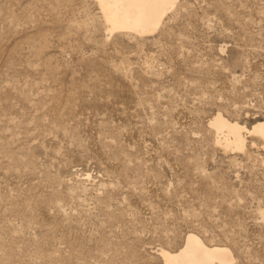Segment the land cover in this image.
I'll return each instance as SVG.
<instances>
[{"label": "rangeland", "instance_id": "1", "mask_svg": "<svg viewBox=\"0 0 264 264\" xmlns=\"http://www.w3.org/2000/svg\"><path fill=\"white\" fill-rule=\"evenodd\" d=\"M98 9L0 0V264H164L190 232L264 264V147L209 125L264 123V0H179L143 37Z\"/></svg>", "mask_w": 264, "mask_h": 264}, {"label": "bare ground", "instance_id": "2", "mask_svg": "<svg viewBox=\"0 0 264 264\" xmlns=\"http://www.w3.org/2000/svg\"><path fill=\"white\" fill-rule=\"evenodd\" d=\"M100 10L105 29L112 33H128L143 37L153 34L163 18L172 11L179 0H94ZM209 125L218 135L216 143L225 152L247 153L249 147H264V123L257 122L250 129L237 121H230L217 113ZM251 138L258 141L256 144ZM261 149V148H260ZM264 165V161H262ZM158 255L164 264H232V251L223 245H208L198 235L190 232L183 245L176 250L161 248Z\"/></svg>", "mask_w": 264, "mask_h": 264}]
</instances>
